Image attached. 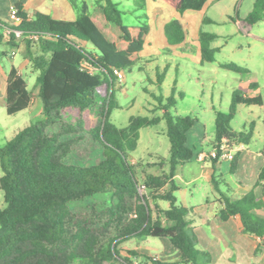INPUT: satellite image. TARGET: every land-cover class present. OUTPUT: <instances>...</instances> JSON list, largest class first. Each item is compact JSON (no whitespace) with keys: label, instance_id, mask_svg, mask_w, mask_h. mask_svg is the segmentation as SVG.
Returning <instances> with one entry per match:
<instances>
[{"label":"trees","instance_id":"16d2710c","mask_svg":"<svg viewBox=\"0 0 264 264\" xmlns=\"http://www.w3.org/2000/svg\"><path fill=\"white\" fill-rule=\"evenodd\" d=\"M162 1L180 14L201 11L208 2ZM137 2L144 8L145 0ZM15 7L17 22L0 19V31L9 37L12 48H18L14 44L18 38L27 43L28 56L39 73L42 118L0 146V189L5 202L0 209V264H109L119 255L121 244L140 237L167 239L179 252L177 261L157 264H210L211 256L197 249L192 209L179 204L176 197L178 169L199 157L188 146V135L197 118L178 116L173 98L164 103L162 97L153 95L163 111L162 117H131L126 128H118L110 119L118 108L112 90L113 72H131L142 61L148 24L126 26L123 11L113 0H100L93 13L84 5L74 22L56 21L40 12L30 16L21 3ZM261 21L264 0H256L245 22L256 25ZM204 22L212 21L205 18ZM2 37L0 34V42ZM165 37L170 47L182 45L186 40L182 23H168ZM217 39L215 33L199 34L202 64L216 61L220 48L212 44ZM32 44L39 48L38 55L33 53ZM219 67L240 76L251 73L233 62ZM156 78L161 89L166 72L157 73ZM105 85L109 97L103 120L87 128L85 113L95 107L96 93ZM257 88L252 84L249 89ZM172 92L176 93L175 87ZM179 96L184 98L182 93ZM32 104L27 82L12 67L7 78V114L17 115ZM241 106H263V98L244 96L242 89L233 92L228 112H216L212 149L218 150V157L204 161L212 165V185L221 196L220 219L225 222L239 216L244 234L264 240V217L256 215L264 209V165L254 187L262 189L263 200L257 199L254 189L239 200H231L222 191L226 183L219 168L220 145L226 142L230 148L249 146L255 133L254 122L242 131L233 130L231 123ZM161 121L167 127L169 158H161V164L151 166L159 167L156 173L144 169L141 184L130 154L139 146L141 130ZM239 155L237 152L230 161L231 175L237 169ZM262 155L264 158V148ZM167 165L168 171L164 170ZM142 189L146 194H140ZM97 201L101 203L99 208ZM159 201L167 202L169 208L161 211ZM151 203L166 224L154 218ZM80 208L86 212L78 213ZM104 234L110 237L102 238Z\"/></svg>","mask_w":264,"mask_h":264},{"label":"rangeland","instance_id":"374dc122","mask_svg":"<svg viewBox=\"0 0 264 264\" xmlns=\"http://www.w3.org/2000/svg\"><path fill=\"white\" fill-rule=\"evenodd\" d=\"M12 0H0V19L5 22H11L10 19V7ZM160 2V1H159ZM163 4V3H161ZM141 4H139L140 6ZM150 5V3H149ZM165 6L166 11L164 17L171 19L170 14H176L175 11ZM139 10H137L138 12ZM211 15V16H210ZM219 7L210 11L209 17L216 19L219 17ZM234 16V15H233ZM123 22L126 26H130L133 22H137L136 16L133 14H125ZM159 21H152V28L150 31L149 41L151 46H147V52L153 60L152 63L146 64L145 61L137 64L131 72H124L125 79L122 83L114 82L112 90L114 91L115 98L118 104V108L114 109L111 114V121L118 128H126L129 125L131 117H162L163 111L159 108L158 102L154 99L156 97H162L164 103L168 98H173L178 106H176V113L180 116L196 117L205 121L207 129L205 130L208 139H213L215 135V123L211 120L214 111H220L227 113L231 105L232 93L236 90L233 89L237 82L231 78H238L240 75L229 73L221 69L215 70L218 64L222 63H236L243 67L251 66L257 73V78L261 85L264 86V69L261 64V60H264V42L254 43L250 47L248 42L252 43L251 38L242 31L240 26H234L232 23L227 24H207L204 28H188V41L191 46L190 52L185 47L170 48L166 45V39L164 31L159 27ZM264 26V23L262 25ZM261 27H255L251 31L252 33H259ZM201 32L215 33L221 35V39L217 40V45L222 47L220 53L216 55L215 63L200 64L201 55L199 51L198 34ZM3 35L0 42V146L6 145L11 141L20 131L24 130L33 123L38 122L42 118V103L39 98V88L37 86V78L39 73L33 68L32 62L28 56L27 43L24 39L18 38L14 43L18 48H12L9 46V37L0 31ZM242 45V48L240 47ZM32 51L36 55L39 54V48L37 45L32 44ZM146 56V55H145ZM198 62V63H197ZM16 67L22 78L25 79L28 85V89L33 96V104L27 111L21 112L17 115L10 116L6 111V88L7 78L12 69ZM212 69L215 72L209 73L208 70ZM166 72V78L162 84L161 89L157 85V73ZM231 76V77H230ZM200 77L199 81H196ZM218 81V86L209 84V81ZM176 88L174 94L173 88ZM238 87V86H237ZM184 94V99L180 98L179 94ZM263 98V106H257L252 111L249 107H239L237 115L233 119L231 126L233 130L239 132L245 127H248L250 122L255 119V116H259L264 119V89L261 91ZM109 97L108 86H103L98 89L96 93L97 103L92 110L85 113V122L87 128H93L99 125L103 120V108L105 102ZM212 103H214V111L212 109ZM166 123H161L154 127H148L141 130V139L137 150L130 154V161L133 165L137 166L139 173V181L143 183L142 171L145 169L150 173H156L159 167L151 169L153 165L161 164V158H169L170 141L166 134ZM262 141L258 133L255 134V141L251 145L253 149L261 145ZM213 148V143L211 144ZM193 150L198 154L199 150ZM202 153V152H201ZM236 150L233 152V156L236 154ZM204 155H207L203 153ZM196 156H195V158ZM193 160V161H196ZM222 170L228 173V178L235 179L230 175V161L229 159L221 160ZM220 161V162H221ZM201 169V164L198 162L190 163L184 168H180L185 173L187 180L190 179L191 174H198ZM164 170L168 171L169 166H164ZM2 171L0 168V177H2ZM201 185V183H199ZM193 188V185H191ZM208 190V191H207ZM210 193V187H199V192ZM141 195L146 194L144 189L140 192ZM211 194V193H210ZM160 203L168 205L167 202H158V206L161 211L164 209ZM152 207L155 206L151 203ZM101 203L96 202V206L99 208ZM4 194L0 189V209L4 208ZM83 214L84 210L81 208L78 213ZM264 213V211H262ZM155 210L154 218L162 220L163 224H166L162 214H159ZM109 238L110 235L104 234L102 238ZM162 241L160 238L146 237L140 240H130L118 247L119 255L109 264H129L127 260L132 264H157L162 262L158 254L156 256L142 254L139 251L145 249L161 248ZM137 254L136 256L132 255ZM146 256L147 258H143ZM155 257V258H154ZM179 258V252H175L168 258L174 261Z\"/></svg>","mask_w":264,"mask_h":264},{"label":"crops","instance_id":"0c3cea01","mask_svg":"<svg viewBox=\"0 0 264 264\" xmlns=\"http://www.w3.org/2000/svg\"><path fill=\"white\" fill-rule=\"evenodd\" d=\"M99 1L100 0H12L11 6L21 3L23 4L24 10L29 13L30 16L33 15L34 12H40L50 16L56 21L74 22L81 14L84 5L88 6L90 13H93L97 8ZM113 1L119 6V9L123 11V18L125 17V14H133L136 16L137 22H133L130 26H138L146 23L151 31L152 21L161 20L158 28H162L165 35V27L168 23L173 20L180 21L186 31V40L182 45L175 47H185L189 52L192 45L187 37L188 28H199L200 32L201 28H204L207 24L225 25L230 22L236 27L240 26L242 31L251 38L252 43H247L249 47L256 42H264V26H260L264 21H261L256 25H249L245 22L247 16L253 11L256 0H208L201 11H186L183 14L176 12L162 0H145L144 8L141 7V5L139 6L140 3H138L137 0ZM161 3L175 11L176 14H170L171 19L168 20L164 17L167 8L162 6L163 4ZM218 7L220 11L219 17H216V19L209 17L210 11ZM137 10L139 11L137 12ZM205 18L210 19L212 22L205 23ZM255 27H261V31L259 33L251 34V31ZM217 35V40L221 39V35ZM149 36L141 54V62L145 61L146 64L153 62L146 49L147 46H151ZM216 41L212 44V47L220 48L221 52L222 47L218 46ZM166 45L170 47L167 44V39ZM192 47L194 48V45ZM240 47L242 48V45H240ZM201 60L200 64H202ZM261 64L264 69V60H261ZM219 66L220 64L215 67V70H219ZM247 68L251 71L249 75H243L235 79L231 78L237 82V85L233 89L244 90V96L250 98L258 96L262 97L261 91L264 89V86L260 84L255 69L251 66H247ZM208 72L213 73L215 71L209 69ZM195 80L199 81L200 77ZM209 84L219 87L218 81L216 80L209 81ZM252 84H257L258 88L254 90L249 89ZM176 106H178L177 103ZM242 107L245 106H241V108ZM255 107L257 106L249 107L250 111ZM214 108V103H212L211 111H214ZM216 112L217 111L213 112L214 114L211 118L214 123ZM176 114L180 116L179 113ZM255 118L256 120L253 119L250 122L255 123V133L251 144L249 146H239L235 148L236 152L240 153L237 169L233 175L230 174L231 176H234L235 179L228 178V173L222 170L223 161H221L219 165L220 173L223 175L226 183V186L222 187V191L227 192V196L231 200H239L254 189L260 171L264 165V158L262 155V150L264 148V119H261L259 116H255ZM206 129L207 125L205 121L197 118L195 126L188 135V146L192 150L197 149L198 146L199 155L203 153L209 154L212 150L211 144L214 141L215 135L212 140L208 139L205 133ZM256 133L259 134L262 144L253 149L251 145L255 141ZM193 160L186 165L198 162L201 164L200 172L198 174H191L190 179L187 180L184 171L179 168L175 176V182L179 186V191L176 193L178 203L188 209H192L191 218L193 221L192 226L197 237V249L206 252L211 256L212 261L210 264H264V240L252 235L244 234L242 232V224L239 216H234L225 222L220 219L219 213L223 208V205L221 203V196L215 192L212 185V165L208 161H199L198 159L196 161ZM185 166L181 168H184ZM199 183H201V185H199ZM191 185H193V188H191ZM202 185L205 188L210 187L211 194L207 192L208 190L205 191V193H202L201 191L199 192V187ZM254 192L258 200H263L262 189L260 187L255 188ZM160 205L164 210L169 208V204L166 206L163 203H160ZM262 211H264V209L257 211L256 215L264 217ZM144 238L140 237L135 238L134 240H142ZM161 241L163 246L156 249V251H154L153 248H149L139 252L147 255L153 254L152 256L158 254L162 262L177 261L179 258L174 261L168 259L170 255L177 252V250L167 239H161Z\"/></svg>","mask_w":264,"mask_h":264},{"label":"built area","instance_id":"2783aa9c","mask_svg":"<svg viewBox=\"0 0 264 264\" xmlns=\"http://www.w3.org/2000/svg\"><path fill=\"white\" fill-rule=\"evenodd\" d=\"M17 13H18V10L17 8L15 7V5L11 6L10 7V19H11V23H15L17 22ZM17 36L19 37L20 36V33L18 32L17 33ZM36 40V38H35ZM114 77H115V82H118V83H122L125 79V73L123 71H120V70H114ZM236 147L234 148H230L226 142H224L223 144L220 145L219 149L220 151L222 152V155L220 157V161L221 160H224V159H229V161L232 160L233 158V152L235 150ZM217 158L218 157V150L216 149H212L211 152L208 154V155H204V154H200L199 157H198V160L199 161H204L205 158ZM155 258V257H154Z\"/></svg>","mask_w":264,"mask_h":264}]
</instances>
